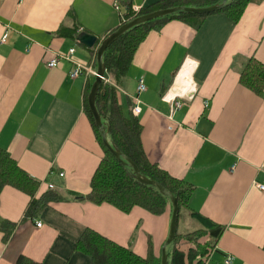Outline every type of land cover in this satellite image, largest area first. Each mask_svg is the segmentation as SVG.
<instances>
[{
    "label": "crops",
    "instance_id": "obj_1",
    "mask_svg": "<svg viewBox=\"0 0 264 264\" xmlns=\"http://www.w3.org/2000/svg\"><path fill=\"white\" fill-rule=\"evenodd\" d=\"M161 1L0 0V148L39 182L37 199L46 193L61 198L25 217L31 197L11 186L2 190L0 217L17 226L6 243L0 231V264H17L22 256L39 264H90L76 249L86 229L143 258L149 244L162 256L169 207L162 215L138 207L124 214L110 204L78 199L90 194L104 156L85 112L87 88L95 78L71 79L73 66L65 61L54 69L46 66L52 52L72 48L78 63L93 65L90 48L55 34L61 26L79 24L81 32L101 41L120 26L115 3L122 14L128 5L142 9ZM252 57L264 65V2L248 5L237 23L215 14L198 31L174 20L150 32L117 90L129 115L143 80L142 112L132 115L142 125L144 153L192 187L177 232L202 229L190 212L225 227L205 264H226L228 257L231 264H264V191L258 188L264 184V97L240 82ZM186 64L189 83L175 92Z\"/></svg>",
    "mask_w": 264,
    "mask_h": 264
},
{
    "label": "trees",
    "instance_id": "obj_2",
    "mask_svg": "<svg viewBox=\"0 0 264 264\" xmlns=\"http://www.w3.org/2000/svg\"><path fill=\"white\" fill-rule=\"evenodd\" d=\"M222 2L223 0H163L154 6L142 8L138 12L133 11V8L128 5L126 12H122L120 16V26L113 32L139 17L156 11L176 7L207 8ZM263 2L264 0H229L224 8L211 14L195 15L179 12L155 19L128 30L104 53L103 63L106 67L108 82L104 81L99 88L96 107L104 125L108 128V141L116 145L120 152L139 168L143 177L157 182L174 195L179 203V218L183 209L189 210L192 187L149 162L141 140L142 125L138 117L132 115V112L129 115L125 114L119 103L118 87L127 77L135 53L150 32H160L167 23L174 20L181 21L198 31L205 20L215 14H226L237 23L248 5ZM68 16L75 18L73 12H69ZM81 31L79 24H76L73 28L61 26L55 34L58 37L78 42L77 37L82 33ZM99 41L97 45L89 49L94 56L97 55ZM95 68L97 69V64ZM240 82L259 97H264V65L254 57L248 59L242 69ZM91 86L92 84L88 86L85 96V112L104 156L92 178L90 194L77 196L78 199L86 200L94 205L110 204L124 214H130L137 207L153 215H162L169 207L172 213L173 207L168 197L157 188L138 182L133 169L129 165H123L105 147L101 131L95 125L88 106ZM6 186L14 187L31 197L25 217H34L49 203L61 200L55 193H46L37 199L39 182L22 170L7 151L0 148V194ZM189 215L202 225V229L188 234L177 232L173 243L167 248L168 264H205L225 233L224 226L195 212H190ZM16 226L15 223L2 220L0 217V231L4 234L5 243L12 236ZM76 249L90 258V264H162V256H155L152 244H149L148 255L143 258L130 248L121 246L91 229L83 232L76 243ZM17 264L39 263L22 256Z\"/></svg>",
    "mask_w": 264,
    "mask_h": 264
},
{
    "label": "water",
    "instance_id": "obj_3",
    "mask_svg": "<svg viewBox=\"0 0 264 264\" xmlns=\"http://www.w3.org/2000/svg\"><path fill=\"white\" fill-rule=\"evenodd\" d=\"M228 1L229 0H223L221 4H217L211 7H207V8L176 7V8L156 11L154 13L139 17L126 25H123L118 30H116L115 32H113L112 34H110L109 36H107L105 39L101 41H99L96 36L88 34L86 32L80 33L77 37V41L80 44L90 49L93 48L95 45H97L99 41V46H98L97 55H96L97 76L91 86V90L88 96V106L95 120V125L101 131L102 140H103L105 147L123 165H129L133 169L135 178L138 182L146 186L157 188L164 196L168 197L172 203L173 209H172V217H171V222H170L169 235L162 248V264H168L167 248L173 243L176 237V234H177V228H178V222H179V212H180L179 203H178V200L174 197V195L171 192L167 191L165 188H163L160 184H158L155 181L149 180L146 177H143L139 168L129 158L123 155L116 145H112L109 143L108 128L104 125L103 119L101 115L99 114L97 107H96V99H97V95L99 92V88L101 84L104 82V78L106 76V67L103 63V56H104L105 51L118 38H120L128 30L138 25L147 23L155 19L173 15L179 12H183L187 14H195V15L211 14L213 12H216L224 8L226 4L228 3Z\"/></svg>",
    "mask_w": 264,
    "mask_h": 264
},
{
    "label": "built area",
    "instance_id": "obj_4",
    "mask_svg": "<svg viewBox=\"0 0 264 264\" xmlns=\"http://www.w3.org/2000/svg\"><path fill=\"white\" fill-rule=\"evenodd\" d=\"M115 7H116L117 11L119 12V14L122 15L120 4L118 2L115 3ZM139 10H140V8H138V7L133 8V11H135V12H138ZM3 42H6L5 38L3 39ZM75 53H76V50L74 48L70 49L66 53L52 52L50 58L48 60H46V66L49 69H54V68L58 67L62 61H65V62L70 63L73 66V69L70 72V78L71 79H75L82 74H84L85 76H93L94 78H96V76H97V69L95 68L96 55L94 56V59H93V65L92 64L82 65L75 60ZM104 81L108 82L106 77L104 78ZM137 91H138L137 95L131 97V100L133 102L132 112L135 116H139L140 113L142 112V104L143 103L139 98V94L146 91V87L144 85L143 80L139 81ZM174 101H176V98L174 99ZM207 105L208 104H206L205 106L207 107ZM175 106H176V108H179L181 106V103L175 102ZM60 177H64V173H60ZM48 187L50 190L54 189L53 184H49ZM258 188L261 191H264V184H259ZM37 227L40 228L41 223H38ZM232 260H233L232 257H228V259L226 260V264H231Z\"/></svg>",
    "mask_w": 264,
    "mask_h": 264
},
{
    "label": "bare ground",
    "instance_id": "obj_5",
    "mask_svg": "<svg viewBox=\"0 0 264 264\" xmlns=\"http://www.w3.org/2000/svg\"><path fill=\"white\" fill-rule=\"evenodd\" d=\"M189 75H190V69H189V66L186 64L181 73L179 74V76L177 77V81H176V84H175V92L176 91H180L179 89L182 87L183 89L186 88V86L188 85L189 83ZM174 93V92H173ZM171 92V94H173Z\"/></svg>",
    "mask_w": 264,
    "mask_h": 264
},
{
    "label": "rangeland",
    "instance_id": "obj_6",
    "mask_svg": "<svg viewBox=\"0 0 264 264\" xmlns=\"http://www.w3.org/2000/svg\"><path fill=\"white\" fill-rule=\"evenodd\" d=\"M106 77V76H105ZM185 213L182 212L181 215H180V228H179V231H181V227H182V223L183 221L185 220ZM196 224V223H195Z\"/></svg>",
    "mask_w": 264,
    "mask_h": 264
}]
</instances>
